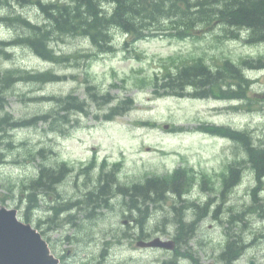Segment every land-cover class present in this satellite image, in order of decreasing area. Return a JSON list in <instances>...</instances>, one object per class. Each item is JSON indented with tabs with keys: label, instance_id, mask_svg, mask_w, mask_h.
I'll list each match as a JSON object with an SVG mask.
<instances>
[{
	"label": "rangeland",
	"instance_id": "rangeland-1",
	"mask_svg": "<svg viewBox=\"0 0 264 264\" xmlns=\"http://www.w3.org/2000/svg\"><path fill=\"white\" fill-rule=\"evenodd\" d=\"M7 14H22L33 23H43L45 19L32 6L22 8L12 5L3 9L0 15ZM26 32L21 25L0 22L2 40L12 41ZM198 36L184 40L153 37L129 43L126 47L125 38L116 34L115 51L104 55L95 54L94 48L81 38H64L53 43L59 55L78 52L94 55L77 61L71 58L68 62L57 64L39 58L23 45L12 46L9 59L0 56L1 72L13 69L41 73L52 71L66 77L58 83L21 82L11 87L6 112L15 120L32 119L55 108V103L38 98L73 94L90 104L89 115L70 113V118L77 123H72L66 134L52 132L47 124H39L0 137V151L7 155L6 162L0 165V207L17 210L22 222L49 235L59 254L67 255L70 251L68 264H193L190 259L177 260V252L182 254L186 251H190L195 264H227L220 256L230 236L233 241L240 240L248 245L253 243L234 264H250L252 261L264 264V242H258V237L264 234V219L245 214L247 208L254 206L251 191L256 182L252 169L243 170V181L233 192L226 195L220 193L222 173L230 163L243 161L244 149L232 140L197 130L205 123L230 126L241 131L248 129L260 143L264 140V102L257 98L258 95L250 94L251 101H245V110H228V102L215 99L155 98L152 88L146 83L164 65H171L168 61L172 57H177V64L184 59L201 58L210 67L226 59L238 65L243 60L264 57V43L250 45L245 40L226 37L222 26ZM248 73L253 78L258 77L251 92L264 93V70ZM89 85L96 86L100 96H107L113 101L106 105L90 103ZM127 99L134 101L133 109L106 121L104 116ZM4 114L0 111V118ZM146 122L157 125H143ZM165 125L169 128L166 129ZM41 149L44 150V157L28 159V153L37 154ZM94 157L96 168L90 176L96 184L104 161L108 169L120 164L116 177L121 185L163 176L180 167L208 174L212 178L208 183L217 188L215 202L209 215L197 225L194 239L188 247L181 244L175 252L137 247L140 231L134 229L136 217L126 213V200L121 197L111 202L110 209L99 210L95 220H88L87 213L79 214L78 211L74 214L78 217L75 225L65 220L67 215L54 219L52 207L65 208L68 201H77L94 189L93 185H84L87 175L80 172ZM62 162L70 164L76 174L80 173L72 174L61 185V199L57 198V193L41 196L40 208L28 215L27 222L26 194L21 191V184H28L36 178L40 164L49 168ZM200 183L202 179L199 178L194 192L195 196L201 195L197 202L205 204L212 196L201 191ZM9 188L12 190L9 191ZM169 198L158 203L159 209L154 206V219L147 223L144 231L153 237L174 240L176 226L172 225L175 220L172 205L176 203L180 207L182 204L172 195ZM261 198L260 205L264 204V195ZM193 215V211L188 212L190 220ZM163 218H166V225Z\"/></svg>",
	"mask_w": 264,
	"mask_h": 264
},
{
	"label": "trees",
	"instance_id": "trees-1",
	"mask_svg": "<svg viewBox=\"0 0 264 264\" xmlns=\"http://www.w3.org/2000/svg\"><path fill=\"white\" fill-rule=\"evenodd\" d=\"M16 4L25 7L36 8L43 16V23H33L22 14H7L1 19L12 25L18 24L26 29L23 36L12 41H0V56L7 59L11 57L10 48L15 45L28 47L39 58L51 62H68L71 58L76 61L80 58L88 59L94 54L76 53L74 55H59L53 43L64 38H81L87 41L95 50V54L104 55L115 51V36L120 34L125 38V46L129 43L135 44L138 41L153 37H167L184 40L189 37H199L213 30L216 26H222L227 37L239 39L241 30L246 31V43H264V0H0V14L3 9ZM104 6H107L105 9ZM115 32V33H114ZM177 57L169 59L171 65H164L160 72L146 82L153 90L156 98L174 96L179 98H239L244 99L251 83L241 74L243 84L233 92L229 86L240 69L231 62L226 61L218 70L212 71L202 59L181 60L176 63ZM244 65L264 69V58L256 61H245ZM174 66V68L172 67ZM175 69V70H174ZM88 76V74H87ZM66 79L52 71L45 73L13 69L0 71V111L5 114L0 118V137L9 135L11 131L36 127L39 124H47L52 132L66 134L72 123H77L70 118L73 111L78 114L89 115V102L79 100L73 94L67 96H51L38 98L47 99L55 103V108L49 113L36 115L32 119L15 120L6 112L8 105V91L14 85L21 82L33 83H58ZM245 84V85H244ZM227 85L225 91L223 86ZM97 87L89 85L87 91L89 101L93 104H110L113 100L107 96H100L96 91ZM259 96L264 99V93ZM134 107L132 99L123 100L110 110L105 119L111 120L116 116H123ZM144 125L156 126V123L146 122ZM183 130V128H180ZM199 130L218 135L232 140L239 144L246 154L241 162L230 164L222 173L224 179V191L232 192L235 185L240 181L242 165H250L256 176L258 186L253 189L252 201L257 207L247 208L246 212H256L258 195L263 187L264 179V140L258 143L250 130L238 131L230 127L203 125ZM13 148V145L9 146ZM44 150L36 153H28V159L44 157ZM7 155L0 151V165L6 162ZM90 166V168H92ZM117 164L111 171H107L104 163L96 187L88 191L81 199L75 202H68L65 208H54V215L60 216L66 213V221L75 225L79 214L87 213L88 220H95L99 213L98 209L107 207L111 195L120 193L129 198L131 203L130 212L137 217V224L144 234V228L153 215L154 206L165 197V193L171 191L182 196L187 193L192 181L202 179L205 185L212 178L205 172H196L193 168H178L172 174L162 177H153L144 182L133 185L131 188L122 189L116 186L115 173L119 171ZM89 168V169H90ZM73 172L67 167V163H61L54 167H46L40 164L38 183L40 191L47 193L48 189L55 190L56 186L65 177ZM84 173V172H81ZM112 177L111 180L108 178ZM36 180L28 184H21V191L26 194L27 209L25 218L29 222V214L39 207L37 201ZM9 191L12 188L8 189ZM150 205H153L151 207ZM208 204L205 206L190 204L194 206L195 219L193 222H184L183 214L179 212L180 219L174 225L176 228V240L179 244L188 247L189 242L194 239L195 225L209 215ZM155 211V210H154ZM178 215V214H177ZM234 219V217H232ZM232 224V221H229ZM251 244L242 243L240 240H232L229 237L224 252L220 259L227 264L240 259ZM184 257H191L190 251L182 253Z\"/></svg>",
	"mask_w": 264,
	"mask_h": 264
},
{
	"label": "water",
	"instance_id": "water-1",
	"mask_svg": "<svg viewBox=\"0 0 264 264\" xmlns=\"http://www.w3.org/2000/svg\"><path fill=\"white\" fill-rule=\"evenodd\" d=\"M17 213V210L0 207V264H59L42 235L32 225L20 221ZM138 246L173 251L176 242L155 238L140 241Z\"/></svg>",
	"mask_w": 264,
	"mask_h": 264
},
{
	"label": "flooded vegetation",
	"instance_id": "flooded-vegetation-1",
	"mask_svg": "<svg viewBox=\"0 0 264 264\" xmlns=\"http://www.w3.org/2000/svg\"><path fill=\"white\" fill-rule=\"evenodd\" d=\"M62 183V182H61ZM63 185V184H62ZM84 185H85V183H84ZM36 189L38 190V192H39V183H38V181L36 182ZM39 195H40V197H41V192L40 193H38ZM57 198H59V199H61L62 198V196H61V193H57ZM49 231H51V230H49ZM55 231V230H54ZM43 235H44V237L47 239V241L49 242V244H50V246H51V248H52V250H53V252H54V254L59 258V260H60V264H68V262H67V256L68 255H70L71 254V252L69 251L68 253H67V255L65 254V255H63V254H59L57 251H55V248H54V240H52V238L51 237H49V235H47L46 233H43ZM73 237H75V236H73ZM260 241H264V235L263 234H261L260 236H259V238H258ZM193 264H195V262H193Z\"/></svg>",
	"mask_w": 264,
	"mask_h": 264
}]
</instances>
